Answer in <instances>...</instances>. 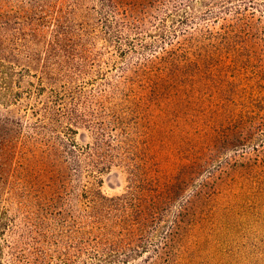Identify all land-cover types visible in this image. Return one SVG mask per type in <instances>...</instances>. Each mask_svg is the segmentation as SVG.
Wrapping results in <instances>:
<instances>
[{
	"label": "rangeland",
	"instance_id": "1",
	"mask_svg": "<svg viewBox=\"0 0 264 264\" xmlns=\"http://www.w3.org/2000/svg\"><path fill=\"white\" fill-rule=\"evenodd\" d=\"M210 2L0 0L4 238L27 227L13 185L42 186L66 170L67 133L81 146L103 139L113 155L99 170L89 154L77 191L122 195L135 173L148 180L145 196L158 185L172 197L157 220L166 224L158 252L124 264H264V7L237 14ZM239 24L250 50L241 65L217 48ZM60 105L74 118L43 123ZM89 250H72L77 264L96 261Z\"/></svg>",
	"mask_w": 264,
	"mask_h": 264
},
{
	"label": "trees",
	"instance_id": "2",
	"mask_svg": "<svg viewBox=\"0 0 264 264\" xmlns=\"http://www.w3.org/2000/svg\"><path fill=\"white\" fill-rule=\"evenodd\" d=\"M209 1L216 3L223 12L229 10L225 9L231 3L235 4L234 11L237 14L245 13L247 6H252L254 10L260 9L259 6L264 7V1L261 0ZM243 32H246L244 26L239 24L231 32H223L218 37L217 48L222 52H232L235 57L233 64L237 65H241L239 58H245V54L250 51L245 41H241ZM43 79L44 76L41 77ZM154 94L155 91L140 93L146 98ZM131 98L129 102H133V96ZM53 111H45L42 122L50 123L54 129L64 120L63 116L74 118V111L65 105L56 109L61 111V116L55 113L57 117L53 118ZM66 127H63L66 132L71 129V126ZM60 137L65 148L58 153V159L61 158L66 170L50 176V181L42 186H35L34 182L29 181L30 186L12 187L19 205L29 209L25 218L27 227L13 229L10 237L4 238L8 215L6 211L0 210V264H77L72 250L81 256L91 247L96 261L87 263L82 260V264H124L145 253L158 252L160 245L154 243V237L166 228V224L163 221L157 223V220L160 215L166 216L172 197L167 196L158 185L151 188L152 197L145 196L142 190L148 180L139 179L135 173L128 191L122 195L107 196L95 186L90 187L91 190L82 188V192L77 191L82 185L80 177L88 162V155L99 170L109 168L106 164L112 162L113 155L107 151L109 148L103 139L92 147L79 145L67 133L60 134ZM150 182L155 184L153 179ZM83 198H86L84 212L78 209ZM71 219L74 223L81 219L82 224L67 234L63 230L64 224Z\"/></svg>",
	"mask_w": 264,
	"mask_h": 264
}]
</instances>
